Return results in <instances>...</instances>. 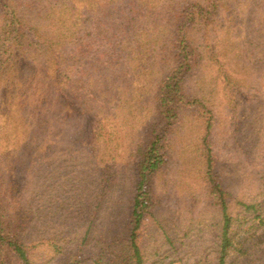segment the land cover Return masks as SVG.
I'll use <instances>...</instances> for the list:
<instances>
[{
    "label": "rangeland",
    "instance_id": "374dc122",
    "mask_svg": "<svg viewBox=\"0 0 264 264\" xmlns=\"http://www.w3.org/2000/svg\"><path fill=\"white\" fill-rule=\"evenodd\" d=\"M219 4L208 28L207 55L213 60L203 61L195 81L214 113V168L231 193L264 200V0ZM224 42L233 45L226 43V51ZM217 60L225 67L218 68ZM124 67L125 62L110 69L120 77ZM110 69H100L101 79L88 85L77 68L72 88L55 83L52 71L42 65L24 68L30 98L24 121L9 122L14 133L7 147L12 159L9 195L22 216L20 234L38 262L72 264L78 257L80 264H97L99 258L105 264L114 252L129 249L125 239L137 191L136 155L153 120L159 71L127 68L135 81L130 76L124 82ZM226 74L235 78L231 90ZM204 112L209 115L204 107L196 114L188 111L172 127L159 129L167 133L162 147L166 161L153 183L168 182L170 189L157 191L161 202L138 232L150 264L158 254V264H216L218 232L212 224L219 210L202 193ZM19 139L24 146L14 145ZM5 148L3 141L0 150ZM239 238L243 252L230 253L228 264H264V228ZM49 242L62 245V251L53 254ZM10 257L19 264L15 255Z\"/></svg>",
    "mask_w": 264,
    "mask_h": 264
},
{
    "label": "trees",
    "instance_id": "16d2710c",
    "mask_svg": "<svg viewBox=\"0 0 264 264\" xmlns=\"http://www.w3.org/2000/svg\"><path fill=\"white\" fill-rule=\"evenodd\" d=\"M220 1L0 0V143L6 141L5 150H0V264H12L11 254L19 264L46 263L34 258L22 238L19 231L22 216L14 209L15 201L9 195L12 159H8L7 147L14 134L9 122L16 118L24 121V106L30 98L25 88L27 64L49 68L55 83L72 88L77 68L88 85L101 79L100 69L121 68L123 62L125 71L120 77L109 70L118 81L127 82L130 76V81H135V75L127 68H158L153 120L136 155L137 191L125 239L129 249L114 252L105 264H150L149 256L137 241L138 232L142 222L153 214L155 205L161 202L157 191L170 189L168 182L153 183L166 161L162 147L168 142L167 133L159 129L172 127L188 111L196 114L203 107L209 115L204 112L200 138L204 168L202 193L219 210V217L212 224L218 232L213 246L216 264H228L230 253L243 252L239 238L242 234L264 228V200L231 193L215 171L211 137L214 113L199 96L195 84L202 75L203 61L213 60L207 55L211 38L208 28L213 20L211 16L221 6ZM126 4L128 7L122 9ZM226 43L222 47L227 51ZM240 63L245 69L249 67L245 61ZM217 65L225 67L221 60H217ZM89 68L94 71L89 72ZM100 83L104 86L102 80ZM225 83L230 89L235 78L226 74ZM22 125L27 130V124ZM25 140L19 139L14 145L24 146ZM199 226L207 224L200 222ZM87 238L85 233L82 242ZM48 246L55 255L62 251L58 243L49 242ZM160 259L158 254L153 264H158ZM81 262L76 257L71 263ZM96 263L100 264L101 258ZM166 264L183 263L171 260Z\"/></svg>",
    "mask_w": 264,
    "mask_h": 264
}]
</instances>
